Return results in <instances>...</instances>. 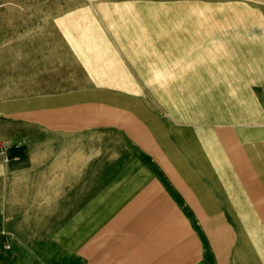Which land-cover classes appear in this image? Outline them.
<instances>
[{
	"label": "rangeland",
	"instance_id": "374dc122",
	"mask_svg": "<svg viewBox=\"0 0 264 264\" xmlns=\"http://www.w3.org/2000/svg\"><path fill=\"white\" fill-rule=\"evenodd\" d=\"M263 78L264 0H0V143L35 142L36 120L73 106L108 115L110 145L135 127L161 142L168 126L204 128L222 165L205 222L231 227L222 264H264V178L230 165L252 140L225 129L260 122Z\"/></svg>",
	"mask_w": 264,
	"mask_h": 264
},
{
	"label": "crops",
	"instance_id": "0c3cea01",
	"mask_svg": "<svg viewBox=\"0 0 264 264\" xmlns=\"http://www.w3.org/2000/svg\"><path fill=\"white\" fill-rule=\"evenodd\" d=\"M255 86L263 88L264 78ZM72 109L36 120L35 142L0 143V239L8 234L12 244L5 254L0 247V262L222 264L224 228L205 222L204 193L222 165L220 155L208 153L205 129L168 126L161 142L152 128L146 135L135 127L133 139L110 145L105 112ZM259 118L255 128L225 129L235 140H256H238L230 165L257 167L264 178V99ZM17 147L26 153L13 155ZM217 206L212 214L220 213ZM228 247L235 256L236 246Z\"/></svg>",
	"mask_w": 264,
	"mask_h": 264
},
{
	"label": "built area",
	"instance_id": "2783aa9c",
	"mask_svg": "<svg viewBox=\"0 0 264 264\" xmlns=\"http://www.w3.org/2000/svg\"><path fill=\"white\" fill-rule=\"evenodd\" d=\"M16 159H19V157H17ZM0 247H1L2 252L4 253L11 250L12 248L11 238L8 234H5V233L1 234Z\"/></svg>",
	"mask_w": 264,
	"mask_h": 264
},
{
	"label": "trees",
	"instance_id": "16d2710c",
	"mask_svg": "<svg viewBox=\"0 0 264 264\" xmlns=\"http://www.w3.org/2000/svg\"><path fill=\"white\" fill-rule=\"evenodd\" d=\"M26 153V150H24L22 147L13 148L12 154L13 155H24Z\"/></svg>",
	"mask_w": 264,
	"mask_h": 264
}]
</instances>
